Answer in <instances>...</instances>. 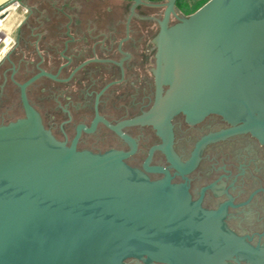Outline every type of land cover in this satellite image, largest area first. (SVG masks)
Wrapping results in <instances>:
<instances>
[{
	"label": "water",
	"instance_id": "95a60500",
	"mask_svg": "<svg viewBox=\"0 0 264 264\" xmlns=\"http://www.w3.org/2000/svg\"><path fill=\"white\" fill-rule=\"evenodd\" d=\"M129 1L132 14L147 3ZM176 2L164 3L154 38L155 102L128 123L157 129L175 166L179 113L191 123L217 114L232 125L201 145L237 132L264 143V0H209L183 16ZM39 76L20 85L25 117L0 125V264H226L241 252L231 232L227 244L200 232L187 186L163 167L156 170L167 176L151 181L124 161L129 153L94 154L58 140L25 92Z\"/></svg>",
	"mask_w": 264,
	"mask_h": 264
},
{
	"label": "flooded vegetation",
	"instance_id": "af4514ba",
	"mask_svg": "<svg viewBox=\"0 0 264 264\" xmlns=\"http://www.w3.org/2000/svg\"><path fill=\"white\" fill-rule=\"evenodd\" d=\"M165 2L147 0L133 14L129 0L13 2L26 14L0 51V125L25 117L20 85L40 75L25 92L58 140L94 154L129 153L124 161L151 181L167 176L156 170L163 167L172 183L187 186L200 232L219 244L231 232L244 243L226 264H264V143L237 132L201 145L232 125L217 114L191 123L179 113L172 120L175 166L159 148L157 129L128 123L155 102L154 38ZM176 11L186 15L177 2ZM176 22L172 15L170 25Z\"/></svg>",
	"mask_w": 264,
	"mask_h": 264
},
{
	"label": "crops",
	"instance_id": "0c3cea01",
	"mask_svg": "<svg viewBox=\"0 0 264 264\" xmlns=\"http://www.w3.org/2000/svg\"><path fill=\"white\" fill-rule=\"evenodd\" d=\"M11 0H0V7L10 2ZM191 1H199V0H191ZM26 14L25 10H21L16 6H10L5 11L0 14V23L7 33H10L12 29L15 28L17 23L24 17Z\"/></svg>",
	"mask_w": 264,
	"mask_h": 264
},
{
	"label": "trees",
	"instance_id": "16d2710c",
	"mask_svg": "<svg viewBox=\"0 0 264 264\" xmlns=\"http://www.w3.org/2000/svg\"><path fill=\"white\" fill-rule=\"evenodd\" d=\"M209 0H199L196 2H199L196 7V2L191 0H177V6L179 9L186 15H190L197 11L200 7H202L206 2Z\"/></svg>",
	"mask_w": 264,
	"mask_h": 264
},
{
	"label": "built area",
	"instance_id": "2783aa9c",
	"mask_svg": "<svg viewBox=\"0 0 264 264\" xmlns=\"http://www.w3.org/2000/svg\"><path fill=\"white\" fill-rule=\"evenodd\" d=\"M9 41V36L6 30L3 28L0 23V50L4 49Z\"/></svg>",
	"mask_w": 264,
	"mask_h": 264
},
{
	"label": "rangeland",
	"instance_id": "374dc122",
	"mask_svg": "<svg viewBox=\"0 0 264 264\" xmlns=\"http://www.w3.org/2000/svg\"><path fill=\"white\" fill-rule=\"evenodd\" d=\"M198 3H199V2H196V3H195V4H196V7H197ZM0 51H1V50H0Z\"/></svg>",
	"mask_w": 264,
	"mask_h": 264
}]
</instances>
